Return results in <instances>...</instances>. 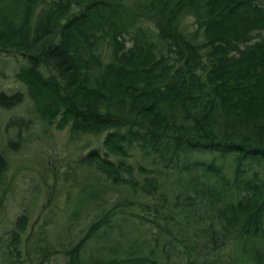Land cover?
<instances>
[{
  "label": "trees",
  "instance_id": "1",
  "mask_svg": "<svg viewBox=\"0 0 264 264\" xmlns=\"http://www.w3.org/2000/svg\"><path fill=\"white\" fill-rule=\"evenodd\" d=\"M0 57L40 120L97 139L90 180L26 244L17 215L0 264H264V0H0Z\"/></svg>",
  "mask_w": 264,
  "mask_h": 264
},
{
  "label": "rangeland",
  "instance_id": "2",
  "mask_svg": "<svg viewBox=\"0 0 264 264\" xmlns=\"http://www.w3.org/2000/svg\"><path fill=\"white\" fill-rule=\"evenodd\" d=\"M9 61L0 57V91L9 94L20 90L24 96L13 107L4 108L0 105V148L8 159L7 170L0 182V234L12 226L17 215L24 212L30 221L24 235L25 240L26 234L36 224L53 218L51 212L62 211L68 195L75 196L81 186L90 180L86 175L92 172H88L89 168L78 162V157L96 143L97 139L90 138L88 141L87 137H80L72 140L68 137L67 127L58 129L56 125L40 120L30 102L29 94L25 93L27 85L15 77L12 62ZM17 117L25 118L28 124H11L10 119ZM17 135L21 137L18 141ZM8 139L15 140L11 143L12 149L7 147ZM256 167L264 171V163H258ZM125 188L126 186L123 190L112 188L110 191L130 194ZM51 224L47 226L48 233L56 241L59 231L51 228L55 223ZM26 242L27 239L24 243Z\"/></svg>",
  "mask_w": 264,
  "mask_h": 264
}]
</instances>
